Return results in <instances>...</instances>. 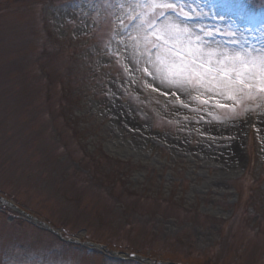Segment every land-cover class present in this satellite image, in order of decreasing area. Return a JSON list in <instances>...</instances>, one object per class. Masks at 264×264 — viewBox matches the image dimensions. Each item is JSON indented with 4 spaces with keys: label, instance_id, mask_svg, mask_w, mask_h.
<instances>
[{
    "label": "rangeland",
    "instance_id": "374dc122",
    "mask_svg": "<svg viewBox=\"0 0 264 264\" xmlns=\"http://www.w3.org/2000/svg\"><path fill=\"white\" fill-rule=\"evenodd\" d=\"M122 2L0 0V195L37 220L0 203V264H264V100L153 80ZM186 3L213 46L264 49V0ZM224 124L230 168L198 150Z\"/></svg>",
    "mask_w": 264,
    "mask_h": 264
},
{
    "label": "snow or ice",
    "instance_id": "6c2138e0",
    "mask_svg": "<svg viewBox=\"0 0 264 264\" xmlns=\"http://www.w3.org/2000/svg\"><path fill=\"white\" fill-rule=\"evenodd\" d=\"M119 6L130 10L128 23L120 20V24L124 30L131 28L136 33L129 39L134 48L140 49L147 65L142 70L153 80L185 91L193 88L227 95L230 100L236 99L230 93L245 91L264 100V49L213 46L208 38L220 30L201 25L197 31L188 24L207 13L197 11L186 0H125Z\"/></svg>",
    "mask_w": 264,
    "mask_h": 264
},
{
    "label": "bare ground",
    "instance_id": "6f19581e",
    "mask_svg": "<svg viewBox=\"0 0 264 264\" xmlns=\"http://www.w3.org/2000/svg\"><path fill=\"white\" fill-rule=\"evenodd\" d=\"M116 115L119 120H123V116L121 115L118 109H116ZM259 122L262 127V131L264 132V117L261 116L259 118ZM206 131H207V135H211V136L225 135V134L226 135L230 134V136L227 140L223 141L225 144L221 145V147H213V146L199 147L198 150L200 154L204 156V158L205 156L207 159L213 158V160L216 161L215 163L220 164L222 168H226V167L230 168V166H234V164L238 163V161L241 160V153L239 152L238 149L239 143L241 141V136H239L240 134L238 128L234 124H224L219 128H209ZM216 132H220V134H215ZM210 153H213V156H211Z\"/></svg>",
    "mask_w": 264,
    "mask_h": 264
},
{
    "label": "trees",
    "instance_id": "16d2710c",
    "mask_svg": "<svg viewBox=\"0 0 264 264\" xmlns=\"http://www.w3.org/2000/svg\"><path fill=\"white\" fill-rule=\"evenodd\" d=\"M57 41H58V40H56L55 42H57ZM256 206H257V205H256ZM253 207H254V206H253ZM253 207H252V209L254 210L255 208H253ZM257 207H258V206H257ZM258 208H259V207H258Z\"/></svg>",
    "mask_w": 264,
    "mask_h": 264
}]
</instances>
